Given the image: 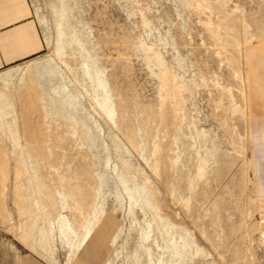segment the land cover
I'll use <instances>...</instances> for the list:
<instances>
[{
	"label": "rangeland",
	"instance_id": "1",
	"mask_svg": "<svg viewBox=\"0 0 264 264\" xmlns=\"http://www.w3.org/2000/svg\"><path fill=\"white\" fill-rule=\"evenodd\" d=\"M31 2L45 50L0 71L5 259L264 264V0Z\"/></svg>",
	"mask_w": 264,
	"mask_h": 264
},
{
	"label": "crops",
	"instance_id": "2",
	"mask_svg": "<svg viewBox=\"0 0 264 264\" xmlns=\"http://www.w3.org/2000/svg\"><path fill=\"white\" fill-rule=\"evenodd\" d=\"M44 50L45 39L31 0H0V71L33 59ZM256 137L258 146L264 144L263 134L259 133ZM3 249L1 240L0 264H49L37 257H21L19 249L13 247L8 259H5Z\"/></svg>",
	"mask_w": 264,
	"mask_h": 264
},
{
	"label": "bare ground",
	"instance_id": "3",
	"mask_svg": "<svg viewBox=\"0 0 264 264\" xmlns=\"http://www.w3.org/2000/svg\"><path fill=\"white\" fill-rule=\"evenodd\" d=\"M0 98H2V96H0ZM4 100V99H3Z\"/></svg>",
	"mask_w": 264,
	"mask_h": 264
}]
</instances>
